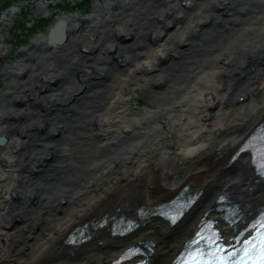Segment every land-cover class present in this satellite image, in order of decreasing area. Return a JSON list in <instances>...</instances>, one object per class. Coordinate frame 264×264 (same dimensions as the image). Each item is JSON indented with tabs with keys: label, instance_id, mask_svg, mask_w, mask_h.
<instances>
[{
	"label": "bare ground",
	"instance_id": "1",
	"mask_svg": "<svg viewBox=\"0 0 264 264\" xmlns=\"http://www.w3.org/2000/svg\"><path fill=\"white\" fill-rule=\"evenodd\" d=\"M225 1L144 0L138 13L132 0H95L86 17L55 19L64 41L45 72L59 85L32 75L0 90V264H109L134 244L145 246L148 264H170L204 213L219 219L220 195L243 205L245 217L264 204L250 157L233 159L264 119V0ZM116 3L131 13H115ZM19 9L0 12V23ZM83 21L97 23L74 36ZM4 40L0 33V56ZM25 62L0 75L24 72ZM137 75L150 102L132 109L121 90ZM184 192L197 198L175 224L137 217ZM123 216L138 225L113 233Z\"/></svg>",
	"mask_w": 264,
	"mask_h": 264
},
{
	"label": "rangeland",
	"instance_id": "2",
	"mask_svg": "<svg viewBox=\"0 0 264 264\" xmlns=\"http://www.w3.org/2000/svg\"><path fill=\"white\" fill-rule=\"evenodd\" d=\"M106 1L109 0H101V3H104ZM204 1L205 0H191V2H195L197 4L204 3ZM80 2H82V0H0V12L8 10L12 6H19L20 8L19 10H17V12L13 14L9 22L6 21L0 23V33L4 35V43L5 45H7V50L0 56V70L3 69L8 63H11L15 60H26V69H24V72H18L16 76H8L7 74L0 75V90L4 89L10 81H15L17 82V84H21L24 83V81H28V77L32 75L36 77L38 76V79H42L45 83H48L49 87L55 86L53 82L56 83V80L50 77L53 74L45 72L46 69L50 70L56 67V60L52 57L53 53H51L53 52V49L47 48L45 43L38 44L39 40H37L36 38L38 37V35H44L45 37H47L48 28L51 27L52 23H54L55 19H57L59 15L75 13L81 14V16L86 17L91 14L93 9L95 8V0H83L82 3ZM85 2L92 4L89 10L84 9V5H80L84 4ZM244 2L245 0H229V5L236 3V5L244 4V6H248ZM179 3L181 5H185L184 1H179ZM224 3L226 4L227 2L224 0ZM132 4H134L133 7L135 9H138V13H140L142 11L141 8L145 5V2L144 0H132ZM39 5H44L46 9H39ZM171 5H173V3H171ZM199 5L197 7H199ZM112 6L115 13L122 12L125 13V15L131 13L126 11L129 7L123 6L121 3H116ZM131 6L132 5H130V7ZM191 9H194L193 6L191 7ZM236 18L240 20L245 19L244 16H236ZM36 22L42 23L41 26H35ZM95 23H97V21L81 22L80 26L76 27V32L74 33V36L77 35L80 37H84L85 33H87V30L90 29L91 26ZM107 28L108 26L106 28H100L98 29V32H105ZM129 39L130 37L128 35H123L118 40L121 42H128ZM45 41L46 40H44V42ZM28 46H30V49L29 51H26L25 49ZM27 53H32L34 55ZM56 53L57 52H55L54 54ZM144 83L145 80L142 78V76L137 75L134 81L130 82V85H126L121 90V93L124 96L131 98L130 108H145L149 104V95L142 93ZM82 95H78L79 98L82 97ZM143 100L144 102L142 103ZM152 102H155V100H153ZM100 114L103 115L104 111L100 112ZM96 141H100V138H97ZM119 168V166H116L112 169L111 172L113 174H119ZM107 170H109L108 167L102 169L100 174L96 177L95 186L97 187V189L102 190L101 188H106L107 175L111 173H108Z\"/></svg>",
	"mask_w": 264,
	"mask_h": 264
},
{
	"label": "snow or ice",
	"instance_id": "3",
	"mask_svg": "<svg viewBox=\"0 0 264 264\" xmlns=\"http://www.w3.org/2000/svg\"><path fill=\"white\" fill-rule=\"evenodd\" d=\"M249 227L253 232L243 240L239 249L225 244L218 233L197 234V239L182 254L181 264H264V215Z\"/></svg>",
	"mask_w": 264,
	"mask_h": 264
},
{
	"label": "water",
	"instance_id": "4",
	"mask_svg": "<svg viewBox=\"0 0 264 264\" xmlns=\"http://www.w3.org/2000/svg\"><path fill=\"white\" fill-rule=\"evenodd\" d=\"M63 22L64 21L62 20H58L52 25V27L49 28L47 33V41L49 45H54V42H62V40L64 39L63 27H61ZM60 30H62V33L60 34V36L56 37V35L60 33ZM53 83L55 84V82Z\"/></svg>",
	"mask_w": 264,
	"mask_h": 264
},
{
	"label": "trees",
	"instance_id": "5",
	"mask_svg": "<svg viewBox=\"0 0 264 264\" xmlns=\"http://www.w3.org/2000/svg\"><path fill=\"white\" fill-rule=\"evenodd\" d=\"M80 5H84L83 7H84V9H86V10H89V9H90V6H91V5H90L89 3H87V2H85L84 4H80ZM35 24H36L35 26H39V27H40L42 23H40V22L37 23V22H36Z\"/></svg>",
	"mask_w": 264,
	"mask_h": 264
}]
</instances>
